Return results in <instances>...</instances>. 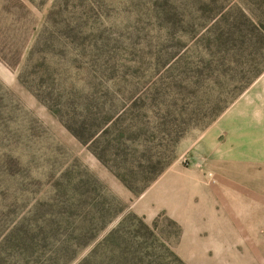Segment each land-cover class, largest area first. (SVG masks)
I'll use <instances>...</instances> for the list:
<instances>
[{"label": "rangeland", "instance_id": "374dc122", "mask_svg": "<svg viewBox=\"0 0 264 264\" xmlns=\"http://www.w3.org/2000/svg\"><path fill=\"white\" fill-rule=\"evenodd\" d=\"M263 7L256 0H35L17 67L1 59L0 14V264L3 237L37 204L41 213L49 210L41 202L62 206L78 171L123 209L67 264H79L126 216L162 236L163 264H172L170 251L186 264H264V70L211 119L218 71L205 43L238 23L251 27L238 9L264 20ZM19 8L15 17L26 14ZM100 120L116 121L100 146L123 132L131 168L149 161L160 169L140 193L113 173L121 159L109 154L102 162L65 125L86 121L90 134ZM65 172L70 178L57 192Z\"/></svg>", "mask_w": 264, "mask_h": 264}, {"label": "trees", "instance_id": "16d2710c", "mask_svg": "<svg viewBox=\"0 0 264 264\" xmlns=\"http://www.w3.org/2000/svg\"><path fill=\"white\" fill-rule=\"evenodd\" d=\"M242 1L244 3V0ZM256 1L264 4V0ZM28 3H35V0H0L1 59L10 67H17L20 64L28 39L25 22ZM13 6L25 8L26 14L15 17ZM238 10L251 27H248L247 23V29H241L238 23L235 32L226 31L229 35L219 31L205 39L207 49L213 54V61L209 62L210 67L218 71L216 73L218 78L215 80L218 97L216 96L213 105L214 113L211 119L223 111L264 70V66L259 67V63L264 60V54L260 52L264 47L263 14L261 19L257 18L256 21L252 13L247 16ZM234 33L235 36L232 37L231 34ZM225 44L228 47L234 46L230 52L237 50L231 59L227 57L229 51L223 53L220 51ZM255 45L258 46L254 47ZM250 47L254 48L249 50L248 54H244ZM39 65H42V62H39ZM223 94L226 95L224 101ZM101 120L93 125L94 129L90 134L87 133L90 127L86 121H80L76 125L69 122L65 125L79 140L90 143L93 152L102 162H105V156L109 154L114 159H121L122 161L116 165L117 169L112 168L113 173L131 191L140 193L160 169L148 161L145 167L134 171L127 159L123 132L117 133L109 144L100 146L99 141L105 139L116 126V121L106 127L108 123H102ZM143 151L148 152L146 149ZM69 178L70 172H65L64 180H59L56 184L57 192L60 185ZM134 178H137V181ZM75 179L77 182L67 188V194L71 192L72 194L62 201V206L54 204V207L50 208L53 204L50 205L49 201L41 202L39 204L49 205L47 212L41 213L39 209L36 210L37 204L15 223L1 240V264H67L74 259L79 249L121 212L123 208L117 198L107 195L92 174L78 171ZM87 207L91 209L84 213ZM79 209L83 210L82 217ZM151 229L153 230L152 226L138 220L132 221V216H126L79 264H163L162 236ZM167 255L172 257V264H186L172 251Z\"/></svg>", "mask_w": 264, "mask_h": 264}, {"label": "crops", "instance_id": "0c3cea01", "mask_svg": "<svg viewBox=\"0 0 264 264\" xmlns=\"http://www.w3.org/2000/svg\"><path fill=\"white\" fill-rule=\"evenodd\" d=\"M256 126V125H255ZM262 149V148H261Z\"/></svg>", "mask_w": 264, "mask_h": 264}]
</instances>
